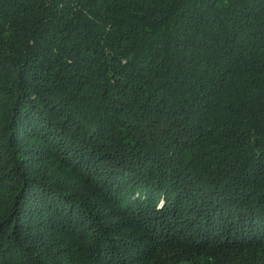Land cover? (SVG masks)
I'll use <instances>...</instances> for the list:
<instances>
[{"label":"trees","instance_id":"obj_1","mask_svg":"<svg viewBox=\"0 0 264 264\" xmlns=\"http://www.w3.org/2000/svg\"><path fill=\"white\" fill-rule=\"evenodd\" d=\"M0 264H264V0H0Z\"/></svg>","mask_w":264,"mask_h":264},{"label":"rangeland","instance_id":"obj_2","mask_svg":"<svg viewBox=\"0 0 264 264\" xmlns=\"http://www.w3.org/2000/svg\"><path fill=\"white\" fill-rule=\"evenodd\" d=\"M170 231L172 232V231H175V230L174 229H171ZM256 248H257V246H256Z\"/></svg>","mask_w":264,"mask_h":264}]
</instances>
